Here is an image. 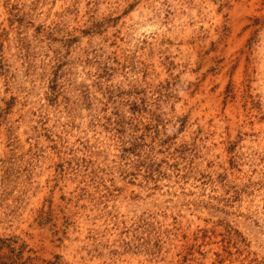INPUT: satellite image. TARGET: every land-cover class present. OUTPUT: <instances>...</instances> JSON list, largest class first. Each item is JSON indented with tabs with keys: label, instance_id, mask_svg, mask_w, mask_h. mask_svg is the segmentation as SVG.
Instances as JSON below:
<instances>
[{
	"label": "rangeland",
	"instance_id": "374dc122",
	"mask_svg": "<svg viewBox=\"0 0 264 264\" xmlns=\"http://www.w3.org/2000/svg\"><path fill=\"white\" fill-rule=\"evenodd\" d=\"M11 235L37 263L264 264V0H0Z\"/></svg>",
	"mask_w": 264,
	"mask_h": 264
},
{
	"label": "trees",
	"instance_id": "16d2710c",
	"mask_svg": "<svg viewBox=\"0 0 264 264\" xmlns=\"http://www.w3.org/2000/svg\"><path fill=\"white\" fill-rule=\"evenodd\" d=\"M154 113H149V118L153 119ZM43 224L42 221L39 223ZM27 243L20 239L18 235L0 236V264H58L59 255H53L52 260L42 259L40 263H37L38 258L28 252H33L31 248L27 247Z\"/></svg>",
	"mask_w": 264,
	"mask_h": 264
}]
</instances>
